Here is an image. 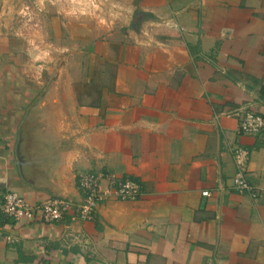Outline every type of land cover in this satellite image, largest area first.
I'll return each instance as SVG.
<instances>
[{
  "label": "crops",
  "instance_id": "0c3cea01",
  "mask_svg": "<svg viewBox=\"0 0 264 264\" xmlns=\"http://www.w3.org/2000/svg\"><path fill=\"white\" fill-rule=\"evenodd\" d=\"M96 1L50 18L62 53L50 116L81 200L77 177L92 172L140 196L119 201L102 181L89 221L0 212V264H264V129L237 132L246 111L264 118V0ZM6 10L0 0V31ZM25 55L0 33V203L12 192L35 206L54 196L18 171L39 91ZM234 147L249 153L256 198L232 188Z\"/></svg>",
  "mask_w": 264,
  "mask_h": 264
},
{
  "label": "built area",
  "instance_id": "2783aa9c",
  "mask_svg": "<svg viewBox=\"0 0 264 264\" xmlns=\"http://www.w3.org/2000/svg\"><path fill=\"white\" fill-rule=\"evenodd\" d=\"M264 129V118L258 114L246 111L239 117L237 132L242 135L256 136ZM235 175L232 178V188L238 194H249L256 198V190L247 182V167L249 153L242 147L232 149ZM106 181L116 199L124 202H134L140 196V186L131 180L117 181L110 173L92 172L80 174L76 180L77 190L82 196L81 203L59 197H50L38 205L27 204L20 196L6 192L0 203V212L12 220L31 219L40 214L46 222L60 221L65 216L73 219L89 221L95 217L97 207L103 200L101 182ZM207 196L208 193L204 192Z\"/></svg>",
  "mask_w": 264,
  "mask_h": 264
},
{
  "label": "water",
  "instance_id": "95a60500",
  "mask_svg": "<svg viewBox=\"0 0 264 264\" xmlns=\"http://www.w3.org/2000/svg\"><path fill=\"white\" fill-rule=\"evenodd\" d=\"M61 68L59 64L42 93L28 108L19 129L15 156L21 179L27 185L46 189L54 197L81 203L67 169L70 155L60 151L63 149L62 131L50 111Z\"/></svg>",
  "mask_w": 264,
  "mask_h": 264
},
{
  "label": "rangeland",
  "instance_id": "374dc122",
  "mask_svg": "<svg viewBox=\"0 0 264 264\" xmlns=\"http://www.w3.org/2000/svg\"><path fill=\"white\" fill-rule=\"evenodd\" d=\"M6 3L7 10L2 17L0 33H6L8 38L23 41L26 53L24 56L25 66L36 75V79H31L34 83L38 82L39 91L37 94L39 96L58 69L62 56L60 51L55 54V58H52L51 55L53 54V39L50 38L48 30L50 29V18L54 15V11L59 10L58 17L64 22V11L68 13L73 9L71 12L73 17H79V12H77L79 8L86 6L89 11L92 9L94 11L99 7L98 1L6 0Z\"/></svg>",
  "mask_w": 264,
  "mask_h": 264
}]
</instances>
